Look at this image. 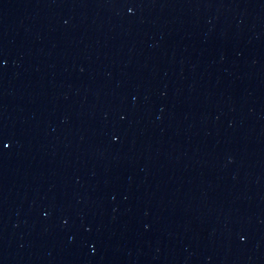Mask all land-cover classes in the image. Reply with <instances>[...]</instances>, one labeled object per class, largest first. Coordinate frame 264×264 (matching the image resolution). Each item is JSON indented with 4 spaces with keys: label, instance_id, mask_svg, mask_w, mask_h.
Returning a JSON list of instances; mask_svg holds the SVG:
<instances>
[{
    "label": "water",
    "instance_id": "obj_1",
    "mask_svg": "<svg viewBox=\"0 0 264 264\" xmlns=\"http://www.w3.org/2000/svg\"><path fill=\"white\" fill-rule=\"evenodd\" d=\"M0 264H264V0H0Z\"/></svg>",
    "mask_w": 264,
    "mask_h": 264
},
{
    "label": "snow or ice",
    "instance_id": "obj_2",
    "mask_svg": "<svg viewBox=\"0 0 264 264\" xmlns=\"http://www.w3.org/2000/svg\"><path fill=\"white\" fill-rule=\"evenodd\" d=\"M4 147L6 148V147H8V145L7 144H4Z\"/></svg>",
    "mask_w": 264,
    "mask_h": 264
}]
</instances>
